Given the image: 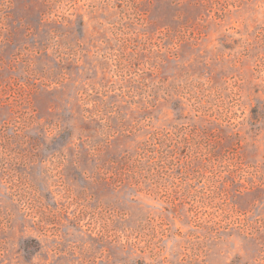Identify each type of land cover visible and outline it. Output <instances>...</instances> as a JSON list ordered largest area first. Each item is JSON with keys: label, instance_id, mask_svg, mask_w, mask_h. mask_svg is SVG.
I'll list each match as a JSON object with an SVG mask.
<instances>
[{"label": "rangeland", "instance_id": "rangeland-1", "mask_svg": "<svg viewBox=\"0 0 264 264\" xmlns=\"http://www.w3.org/2000/svg\"><path fill=\"white\" fill-rule=\"evenodd\" d=\"M0 264H264V0H0Z\"/></svg>", "mask_w": 264, "mask_h": 264}]
</instances>
